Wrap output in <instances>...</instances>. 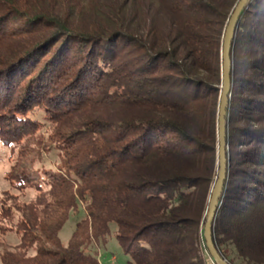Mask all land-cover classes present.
<instances>
[{
  "label": "trees",
  "instance_id": "16d2710c",
  "mask_svg": "<svg viewBox=\"0 0 264 264\" xmlns=\"http://www.w3.org/2000/svg\"><path fill=\"white\" fill-rule=\"evenodd\" d=\"M238 1L0 0V264H101L110 225L127 264H216L203 229ZM230 57L211 235L228 264H264V0L242 8Z\"/></svg>",
  "mask_w": 264,
  "mask_h": 264
},
{
  "label": "water",
  "instance_id": "95a60500",
  "mask_svg": "<svg viewBox=\"0 0 264 264\" xmlns=\"http://www.w3.org/2000/svg\"><path fill=\"white\" fill-rule=\"evenodd\" d=\"M248 0H239L235 6L230 19L228 20L226 29L224 31L222 40V89L220 93L219 110H218V125H217V137H218V160L219 171L217 179L212 188L210 199L208 203V210L206 216V222L203 229V239L207 252L212 257L216 264H228L216 250L212 241L211 229L215 219L217 208L220 204V199L223 192V186L226 177V112L229 99V86H230V72H231V44L234 36V30L237 18L245 6Z\"/></svg>",
  "mask_w": 264,
  "mask_h": 264
},
{
  "label": "rangeland",
  "instance_id": "374dc122",
  "mask_svg": "<svg viewBox=\"0 0 264 264\" xmlns=\"http://www.w3.org/2000/svg\"><path fill=\"white\" fill-rule=\"evenodd\" d=\"M10 155L9 150L5 151V156ZM30 158V156H29ZM59 158L56 152H51L45 154L42 161L35 166V172L33 173L34 178H38L43 175L44 171L55 170L57 168V162ZM10 163L4 159L3 164L0 169V193L5 190H10V185L5 180L4 175ZM217 177L215 178L216 181ZM215 184V182H214ZM213 184V186H214ZM212 186V188H213ZM11 192L16 193V191L11 190ZM26 197L31 198L33 195L32 191L26 192ZM84 212L80 210L78 213L71 214L68 221L65 223L63 228L59 233L60 241L63 245H67V242L76 227V223L83 217ZM115 226L110 225V234L107 237L105 246H96L94 251L97 252L101 264H127L128 257L122 252L120 246L115 239ZM3 240L9 246H15L19 243L18 236L10 232ZM29 254H33V251H29ZM208 264H212L208 256H206Z\"/></svg>",
  "mask_w": 264,
  "mask_h": 264
}]
</instances>
